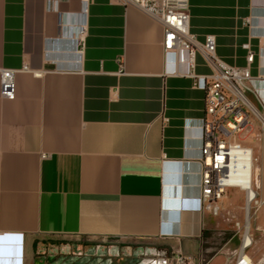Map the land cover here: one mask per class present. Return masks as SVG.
I'll return each mask as SVG.
<instances>
[{"label": "crops", "instance_id": "0c3cea01", "mask_svg": "<svg viewBox=\"0 0 264 264\" xmlns=\"http://www.w3.org/2000/svg\"><path fill=\"white\" fill-rule=\"evenodd\" d=\"M78 10L79 0H0V69L17 70L13 96L0 94V264H41L48 241L135 243L167 264L179 253L189 264H234L240 241L203 256V91L185 63L166 65L149 15L117 0H89L82 19ZM188 14L195 41L213 36L226 64L246 66L248 45L264 99V0H188ZM211 72L196 53L194 73ZM255 167L264 198V148Z\"/></svg>", "mask_w": 264, "mask_h": 264}, {"label": "built area", "instance_id": "2783aa9c", "mask_svg": "<svg viewBox=\"0 0 264 264\" xmlns=\"http://www.w3.org/2000/svg\"><path fill=\"white\" fill-rule=\"evenodd\" d=\"M52 0H47L50 3ZM89 0H79V10L75 13L81 19L87 10ZM123 5H131L152 19L162 27V47L166 65L176 72L177 63H185L184 75L193 79V85L204 93V111L200 119L201 148L199 171V199L202 209L216 215L220 210L219 202L225 197L227 189L239 186L228 182V163L232 150H240L244 146L232 144V139L238 138L251 124L258 123L260 138L264 136V99L260 96L254 85L258 81L251 75L249 64L253 60V53L247 49L244 67L228 65L215 54V40L207 35L202 43L195 41L189 33L188 0H117ZM248 21V20H247ZM79 32L82 26L79 25ZM196 53H201L210 64L212 72L209 75L194 73V59ZM21 70H27L23 66ZM16 69H0V94L2 97H11L14 93V79ZM40 73L36 72L35 75ZM256 100V103L250 98ZM251 148V147H250ZM252 149V148H251ZM256 158L252 150L251 188L255 192L251 206H260L264 198L257 194ZM244 191L245 190L240 189ZM245 198V197H244ZM237 232L241 228L235 223ZM245 233L242 225L240 246L236 252L234 264H255L250 258L244 260L245 250L251 246L252 239ZM172 260V259H171ZM167 262V261H166ZM191 257L182 253L176 254L170 264H189Z\"/></svg>", "mask_w": 264, "mask_h": 264}, {"label": "rangeland", "instance_id": "374dc122", "mask_svg": "<svg viewBox=\"0 0 264 264\" xmlns=\"http://www.w3.org/2000/svg\"><path fill=\"white\" fill-rule=\"evenodd\" d=\"M260 133L259 124L256 123L253 127L249 126L239 134L238 138L232 139V144L253 147V155L256 158L261 149L264 148V143L250 142L259 141ZM227 191L230 194L233 193L234 196L226 195L219 202L220 210L218 213L216 215L211 214V226L205 234L203 243V256L207 255L206 253L211 254L223 246L230 248V251H232L240 241V234L242 233V225H244L245 217L244 191L237 188L227 189ZM261 210H264V203L260 206L252 205L249 211L248 231L252 243L247 248L246 253L251 255L250 257L255 256L257 258L252 260L255 264H264V227H256L257 214ZM236 222L241 226L239 233L235 227ZM96 261L98 262V259Z\"/></svg>", "mask_w": 264, "mask_h": 264}, {"label": "flooded vegetation", "instance_id": "af4514ba", "mask_svg": "<svg viewBox=\"0 0 264 264\" xmlns=\"http://www.w3.org/2000/svg\"><path fill=\"white\" fill-rule=\"evenodd\" d=\"M156 252L135 243L48 241L38 246L37 256L41 264H152L155 260L162 264L167 258H156Z\"/></svg>", "mask_w": 264, "mask_h": 264}, {"label": "bare ground", "instance_id": "6f19581e", "mask_svg": "<svg viewBox=\"0 0 264 264\" xmlns=\"http://www.w3.org/2000/svg\"><path fill=\"white\" fill-rule=\"evenodd\" d=\"M230 160L228 163L227 175L228 182L231 185L239 186L240 189L245 190V217H244V231L249 232V211L251 207V199L255 192L251 188V169H252V149L250 147H243L240 150H232L230 154ZM248 218V219H247ZM250 239H246V242ZM250 257L246 254L245 261H248Z\"/></svg>", "mask_w": 264, "mask_h": 264}, {"label": "water", "instance_id": "95a60500", "mask_svg": "<svg viewBox=\"0 0 264 264\" xmlns=\"http://www.w3.org/2000/svg\"><path fill=\"white\" fill-rule=\"evenodd\" d=\"M175 176L172 174L171 175V182H175ZM173 197H176V192L174 193V196ZM175 202V201H174ZM153 255H155L154 253H152ZM159 257H162V258H164V256H159ZM163 260V262H162V264H167V262H166V260L165 259H162ZM152 264H159V262L158 261H156L155 260V262L154 263H152Z\"/></svg>", "mask_w": 264, "mask_h": 264}]
</instances>
